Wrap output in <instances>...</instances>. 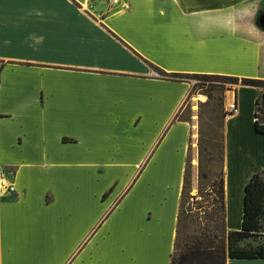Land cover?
I'll return each mask as SVG.
<instances>
[{"label": "crops", "instance_id": "crops-1", "mask_svg": "<svg viewBox=\"0 0 264 264\" xmlns=\"http://www.w3.org/2000/svg\"><path fill=\"white\" fill-rule=\"evenodd\" d=\"M262 8L0 0V171L16 185L0 199V264H170L191 130L174 117L190 86L151 71L264 79ZM263 90L224 92V109L236 107L223 123L228 230L241 228L244 186L264 169V133L254 129ZM172 154L176 183L151 177ZM124 168L132 172L106 178Z\"/></svg>", "mask_w": 264, "mask_h": 264}, {"label": "rangeland", "instance_id": "rangeland-1", "mask_svg": "<svg viewBox=\"0 0 264 264\" xmlns=\"http://www.w3.org/2000/svg\"><path fill=\"white\" fill-rule=\"evenodd\" d=\"M257 24V17L255 20ZM258 25V24H257ZM179 79L188 82L190 88L179 112V118L188 119L191 130L188 137L187 186L180 204V220L178 223V246L183 247L190 238L197 234L204 223L205 216L210 208V201L217 190V183L212 186L214 180L219 179L221 167V142L223 137V123L226 114L232 110H226L223 106V97L226 87H216L214 83L220 80L215 78L195 77L191 74H181ZM235 85H230L229 88ZM226 113V114H225ZM185 157V160H186ZM148 158V156H147ZM177 158L173 154L165 169H150L151 177L163 179L165 182L176 183L178 176ZM185 161L183 164L184 173ZM138 171L135 170L134 174ZM132 172L131 168L110 170L108 177L118 175L124 178ZM135 176V175H134ZM105 179V178H104ZM164 182V183H165ZM102 180V186H103ZM165 186V184H163ZM100 187V185H99ZM216 196V193H215ZM218 222L211 220V224ZM260 233L253 238L244 241L242 246L252 248L257 244L264 245V212L260 218ZM180 264H209L207 260L199 256L184 258Z\"/></svg>", "mask_w": 264, "mask_h": 264}, {"label": "trees", "instance_id": "trees-1", "mask_svg": "<svg viewBox=\"0 0 264 264\" xmlns=\"http://www.w3.org/2000/svg\"><path fill=\"white\" fill-rule=\"evenodd\" d=\"M258 24V23H257ZM259 27L264 28V26ZM164 77L169 79H179V75L184 73H162ZM195 77L201 78H215L220 80L214 83L216 87L229 88L230 85H247L257 88H264V79L239 77L235 75L226 74H208V73H187ZM226 114V113H225ZM179 118V112L174 119ZM185 119V118H184ZM188 120V119H186ZM254 129L258 133H264V90L261 91L255 100L254 107ZM221 144V167L218 180L212 182V186L217 183V190L212 193L214 197L210 201V208L206 214V222L202 229L190 240L187 241L183 247L178 246V225L176 231V239L174 243V250L171 255L170 264H180L184 258L191 256H199L208 261L209 264H225L226 258H250V257H264V245L257 244L252 248L242 246V241L245 238L262 235L260 233V218L264 212V169L256 171L251 174L244 186L243 196V212L241 228L239 230H228L225 221V199H224V133ZM188 158L185 160V167L182 181L181 199L186 192L187 186V170ZM216 193V196H215ZM106 194H104L105 196ZM216 219L218 222L211 224V220ZM180 220V207L178 214V223Z\"/></svg>", "mask_w": 264, "mask_h": 264}, {"label": "built area", "instance_id": "built-area-1", "mask_svg": "<svg viewBox=\"0 0 264 264\" xmlns=\"http://www.w3.org/2000/svg\"><path fill=\"white\" fill-rule=\"evenodd\" d=\"M112 3H119V0H109ZM127 3L123 2L122 6L127 7ZM151 75L154 77H163V74L157 70H152ZM230 110L234 112L236 107L234 104L231 105ZM16 193V185L12 180L9 172L0 171V199L5 196L13 195Z\"/></svg>", "mask_w": 264, "mask_h": 264}, {"label": "water", "instance_id": "water-1", "mask_svg": "<svg viewBox=\"0 0 264 264\" xmlns=\"http://www.w3.org/2000/svg\"><path fill=\"white\" fill-rule=\"evenodd\" d=\"M257 23L260 26H264V11L261 12L260 15L258 16Z\"/></svg>", "mask_w": 264, "mask_h": 264}, {"label": "flooded vegetation", "instance_id": "flooded-vegetation-1", "mask_svg": "<svg viewBox=\"0 0 264 264\" xmlns=\"http://www.w3.org/2000/svg\"><path fill=\"white\" fill-rule=\"evenodd\" d=\"M263 11H264V8H262V9L259 11V13H258V15H257V19H258V16L260 15V13L263 12Z\"/></svg>", "mask_w": 264, "mask_h": 264}]
</instances>
